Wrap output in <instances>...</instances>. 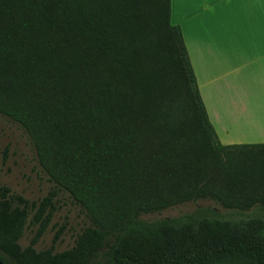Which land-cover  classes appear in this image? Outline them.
Masks as SVG:
<instances>
[{
	"label": "trees",
	"instance_id": "obj_1",
	"mask_svg": "<svg viewBox=\"0 0 264 264\" xmlns=\"http://www.w3.org/2000/svg\"><path fill=\"white\" fill-rule=\"evenodd\" d=\"M0 115L53 183L0 186L3 264H264V143L219 141L171 0H0ZM58 191L89 225L37 250ZM197 200L230 213L140 218Z\"/></svg>",
	"mask_w": 264,
	"mask_h": 264
},
{
	"label": "crops",
	"instance_id": "obj_2",
	"mask_svg": "<svg viewBox=\"0 0 264 264\" xmlns=\"http://www.w3.org/2000/svg\"><path fill=\"white\" fill-rule=\"evenodd\" d=\"M183 4L191 18L190 46L182 21L176 24L219 141L264 143V0H183ZM181 14L183 18L182 9ZM181 14L171 0V21L175 16L183 20Z\"/></svg>",
	"mask_w": 264,
	"mask_h": 264
},
{
	"label": "rangeland",
	"instance_id": "obj_3",
	"mask_svg": "<svg viewBox=\"0 0 264 264\" xmlns=\"http://www.w3.org/2000/svg\"><path fill=\"white\" fill-rule=\"evenodd\" d=\"M173 4L175 5V11L179 10L181 14L182 9L184 15L183 18L182 14L179 16V19L182 18L183 20H178L175 16L172 18V23L176 24L178 21H182L184 35L190 46L191 41L188 33L191 30H189L190 24H187V21L191 20V18L189 19L190 14H185L183 0H173ZM198 79L199 83H202L199 73ZM201 89L208 107L204 87L201 86ZM0 186L8 187L11 193L20 194L31 201L40 199L53 188V183L48 179L37 162L27 133L17 122L2 115H0ZM55 205L56 209L53 212L49 226L34 246L37 250L51 246H53L54 251L67 249L73 245L77 234L89 225L85 213L78 205L72 202L66 192L58 191ZM205 207H214L222 215L230 213L229 209L222 208L211 201L197 200L177 204L160 212L142 214L140 218L151 221L166 217H176ZM62 226L64 229L60 237L53 243V238ZM34 232V227L27 224L20 239V244L22 246L28 245Z\"/></svg>",
	"mask_w": 264,
	"mask_h": 264
},
{
	"label": "water",
	"instance_id": "obj_4",
	"mask_svg": "<svg viewBox=\"0 0 264 264\" xmlns=\"http://www.w3.org/2000/svg\"><path fill=\"white\" fill-rule=\"evenodd\" d=\"M0 264H3L2 261H0Z\"/></svg>",
	"mask_w": 264,
	"mask_h": 264
}]
</instances>
